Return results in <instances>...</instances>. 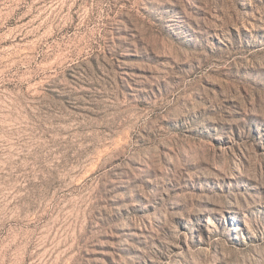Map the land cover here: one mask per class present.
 <instances>
[{"label": "rangeland", "instance_id": "374dc122", "mask_svg": "<svg viewBox=\"0 0 264 264\" xmlns=\"http://www.w3.org/2000/svg\"><path fill=\"white\" fill-rule=\"evenodd\" d=\"M0 264H264V0H0Z\"/></svg>", "mask_w": 264, "mask_h": 264}]
</instances>
